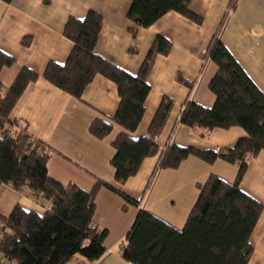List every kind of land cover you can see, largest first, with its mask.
Instances as JSON below:
<instances>
[{
    "label": "crops",
    "instance_id": "obj_1",
    "mask_svg": "<svg viewBox=\"0 0 264 264\" xmlns=\"http://www.w3.org/2000/svg\"><path fill=\"white\" fill-rule=\"evenodd\" d=\"M130 5V0H0V50L15 60L12 66L1 69L0 82L3 87L9 86L22 66L39 75L25 87L9 119L23 123L31 138L48 146L51 177L86 190L98 179L139 201L137 207L127 205L123 210L124 201L118 193L105 186L98 188L93 225L107 229V236L104 253L92 264H133L123 259L121 250L139 208L181 228L198 195L197 183L204 182L210 173L229 182L234 180L236 166L221 159L207 163L190 156L177 168L157 169L159 156L169 144L217 150L247 136L236 126L202 130L179 122L187 100L207 107L213 104L208 82L216 66L204 56L217 31L264 93V0H191L189 8L201 16L200 24L169 11L146 28L127 17ZM89 10L102 17L94 52L131 75L137 74L156 35L171 43L169 52L158 54L153 61L147 76L145 109L137 128L127 131L113 122L110 133L102 139L89 132V125L95 119L110 121L115 114L119 103L116 84L96 74L76 98L42 78L47 63H64L73 47L62 33L66 20L82 19ZM24 38L28 43H22ZM178 74L192 87L179 83ZM163 96L173 101V108L155 137L157 154L144 158L134 176L117 182L110 164L115 153L112 140L121 132L135 139L145 135ZM240 188L263 205L251 234L253 253L248 264H264V152L248 159ZM16 205L43 213L48 202L34 199L27 190L1 184L0 214L8 215ZM0 264L11 263L0 256Z\"/></svg>",
    "mask_w": 264,
    "mask_h": 264
},
{
    "label": "trees",
    "instance_id": "obj_2",
    "mask_svg": "<svg viewBox=\"0 0 264 264\" xmlns=\"http://www.w3.org/2000/svg\"><path fill=\"white\" fill-rule=\"evenodd\" d=\"M130 1L127 17L143 28L169 11L197 24L202 22L189 8L191 0ZM101 23V15L94 10L87 11L82 19L69 17L62 33L73 47L64 63L49 61L42 74L45 81L76 98L96 74L116 84L119 103L115 114L110 121L95 119L89 125V132L98 139L110 133L113 122L127 131L137 128L145 109L147 76L153 61L158 54L166 55L171 46L167 38L156 35L137 74L131 75L94 52ZM204 57L216 66L208 82L213 104L207 107L187 100L179 122L202 130L236 126L247 136L217 150L169 144L159 156L157 169L177 168L190 156L207 163L221 159L236 166L235 178L229 182L210 173L204 182L197 183L198 195L181 228L139 208L121 250L123 259L133 264H248L253 253L250 238L263 205L240 188V181L248 159L264 152V93L220 40L218 31ZM14 63L13 57L0 50V71ZM38 78L35 71L22 66L9 86L0 82V185L27 190L34 199L48 202V207L37 213L16 205L8 215L0 214L4 228L0 256L11 264H66L72 260L92 264L104 253L107 236V229L93 225L98 188L105 186L118 193L124 201L123 210L127 205L137 207L139 201L98 179L86 190L49 175L48 146L31 138L23 123L9 119L25 87ZM176 80L192 87L180 74ZM172 108L173 101L163 96L145 135L135 139L121 132L112 140L115 153L110 164L117 182L134 176L144 158L157 154L155 137Z\"/></svg>",
    "mask_w": 264,
    "mask_h": 264
},
{
    "label": "built area",
    "instance_id": "obj_3",
    "mask_svg": "<svg viewBox=\"0 0 264 264\" xmlns=\"http://www.w3.org/2000/svg\"><path fill=\"white\" fill-rule=\"evenodd\" d=\"M48 206V205H47ZM4 234V228L2 227L1 223H0V240L2 238ZM71 264H85L84 262L80 261V260H72L70 261Z\"/></svg>",
    "mask_w": 264,
    "mask_h": 264
},
{
    "label": "rangeland",
    "instance_id": "obj_4",
    "mask_svg": "<svg viewBox=\"0 0 264 264\" xmlns=\"http://www.w3.org/2000/svg\"><path fill=\"white\" fill-rule=\"evenodd\" d=\"M3 78H4V77H3ZM4 79H5V78H4ZM225 175H226V174H225ZM227 175H228V177H230V176H229L230 174H227ZM225 177H226V176H225ZM228 179H229V178H228ZM229 181H230V180H229Z\"/></svg>",
    "mask_w": 264,
    "mask_h": 264
}]
</instances>
